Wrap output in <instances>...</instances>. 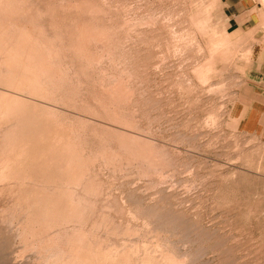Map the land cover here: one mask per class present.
I'll return each mask as SVG.
<instances>
[{"label":"bare ground","instance_id":"6f19581e","mask_svg":"<svg viewBox=\"0 0 264 264\" xmlns=\"http://www.w3.org/2000/svg\"><path fill=\"white\" fill-rule=\"evenodd\" d=\"M187 2L179 7L183 14L190 13ZM148 3L0 0V195L5 199L0 216L16 225L25 221L28 227L15 231L24 251L35 254L36 264L190 263L188 251L167 238V233L181 229L182 219L180 223L175 212L145 203L128 180L115 184L124 172L151 178L144 184L152 188L169 176L165 169L174 162L167 142L157 139L163 135L161 126L143 124L161 118L160 112L150 117L146 111L160 105L144 88L149 72L142 71L148 70L152 56L146 48L156 46L162 52L167 47L163 33L173 32L172 23L163 22L160 14L169 3ZM260 6L264 10V0ZM174 12L165 15L170 19ZM192 32L186 35L193 47L205 63L211 61L214 55ZM173 36L176 40L182 35ZM210 36L212 46L224 48L229 40L223 32ZM255 43L243 48L246 58L264 52V44ZM176 44L162 53L179 54ZM188 65L190 71L181 72L177 82L185 88L195 84L194 72L203 66L194 61Z\"/></svg>","mask_w":264,"mask_h":264},{"label":"rangeland","instance_id":"374dc122","mask_svg":"<svg viewBox=\"0 0 264 264\" xmlns=\"http://www.w3.org/2000/svg\"><path fill=\"white\" fill-rule=\"evenodd\" d=\"M166 1L169 3L165 7L169 8L166 9L167 12H179L168 15L170 19L165 15L167 12L160 13L166 19L162 21H169L173 26V32L169 34V30L167 33L165 30L162 35L165 39L161 44L167 46H161L162 50L172 51L171 44H176L179 38L176 45H182L179 48L183 50L177 48L178 56L171 52L169 57L168 52L165 55L156 46L154 48L149 45L151 48H146L152 53L148 60L152 67L149 65L148 70L142 71L143 74L149 72V78H144L146 84L143 87L147 95H154L160 104L146 111L150 113V117L160 112L161 118L153 121L147 119L143 124L148 125L149 122L151 125L148 126H154V129L161 126L163 135L157 136V139L167 142V147L169 146L174 154L173 161L176 162L166 167L169 176L152 188L146 189L145 185L151 178L123 176L124 172L119 174L115 184L128 180V187L137 189L136 193L144 198L145 203L151 200L148 204L156 205L165 212L168 209L171 215L175 212L176 215L173 216L179 221L182 219L184 223L180 221L181 229L166 235L168 241L176 243L180 250L188 251L189 264H264V106L259 109L262 110L261 113L255 101H264V97L260 96H264V50L260 58L251 56L249 59L243 50L245 46H250L256 41L264 44L263 7L260 6V0ZM149 2L148 5H154L153 7L159 4H156L158 0ZM186 2L191 10L190 13L185 11L183 14L181 8ZM151 6L149 7L153 8ZM187 27L189 31H186ZM174 28L179 30L176 32ZM208 30H211L210 35L213 37L220 36L222 32L229 36L224 48L217 44L212 46ZM187 32L195 33L202 47L210 50V56L214 55L210 58L211 61L207 62L209 65L203 60V55L197 52L196 47H193ZM176 33L182 36L173 40ZM166 35L169 38L171 35V39ZM156 53L158 56L154 55ZM192 61L203 66L194 72L195 84L192 88L189 86V89L185 88L188 86H180L177 82L180 81V75L190 71L188 64ZM153 62L157 64L153 66ZM217 85L220 89L215 90ZM252 101L255 105L251 110ZM156 107L160 109L157 111ZM209 116H214L216 120L210 121ZM176 132L182 141L174 136ZM104 174V177H107L108 174ZM158 196L161 200H158ZM4 200L1 194L0 209ZM18 221L17 225L16 221L7 223L0 216V264H36L38 261L35 254L33 256L32 252L30 254V251H24L23 241L15 230L28 226L25 221ZM10 224L13 226L9 227ZM10 228L14 229L13 232ZM152 238L147 243L151 250L155 239L151 240Z\"/></svg>","mask_w":264,"mask_h":264},{"label":"crops","instance_id":"0c3cea01","mask_svg":"<svg viewBox=\"0 0 264 264\" xmlns=\"http://www.w3.org/2000/svg\"><path fill=\"white\" fill-rule=\"evenodd\" d=\"M228 5H229V4H228ZM261 55H262V53H259V51H257V53H256L255 55H253V57H256V56H257L258 58H260ZM249 58H251V56H250ZM249 58H248V59H249ZM260 96H261V97H264V96L261 95V94H260ZM253 101H254V100H253ZM253 101H252V103L250 104V106H251V110H252V106L255 105V103H254ZM255 101H257L256 103H257L258 106H256V107L258 108V110L262 108L261 106H264V101H262V100H255ZM259 111H260L261 113H263L262 110H259Z\"/></svg>","mask_w":264,"mask_h":264}]
</instances>
